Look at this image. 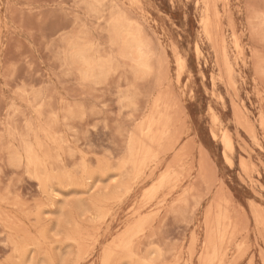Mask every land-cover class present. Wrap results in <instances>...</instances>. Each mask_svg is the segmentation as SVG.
<instances>
[{"label": "rangeland", "instance_id": "rangeland-1", "mask_svg": "<svg viewBox=\"0 0 264 264\" xmlns=\"http://www.w3.org/2000/svg\"><path fill=\"white\" fill-rule=\"evenodd\" d=\"M94 1L0 0V264H264V0ZM159 122L167 134L151 144L145 125ZM140 148L151 150L137 171L125 155Z\"/></svg>", "mask_w": 264, "mask_h": 264}, {"label": "bare ground", "instance_id": "bare-ground-1", "mask_svg": "<svg viewBox=\"0 0 264 264\" xmlns=\"http://www.w3.org/2000/svg\"><path fill=\"white\" fill-rule=\"evenodd\" d=\"M101 1H102V0H100V1H96V2L101 3ZM127 1H129V0H127ZM204 1H205V0H204ZM94 2H95V1H94ZM96 2H95V3H96ZM110 2H113V1H111V0L108 1V3H110ZM130 2H131V1H130ZM196 3H197V2H196ZM105 4H106V1H105ZM92 5H95V4H92ZM94 7H95V6H94ZM96 7H97V6H96ZM136 7H137V6H136ZM210 7H211V6H210ZM118 8H119V7H118ZM137 8H139V7H137ZM205 8H206V6H205ZM97 9H98V7H97ZM97 9L94 10V11H97ZM138 10H139V9H138ZM139 11H141V10H139ZM93 13H94V12H93ZM142 13H143V11H142ZM204 14H205V13H204ZM228 16H229V15H228ZM124 17H125V16H124ZM205 17H206V16H205ZM205 17H204V18H205ZM206 18H207V17H206ZM206 18H205V19H206ZM126 20H127V18H126ZM208 20H210L209 17H208ZM109 21H110V20H109ZM117 21H118V20H117ZM128 21H130V20H128ZM128 21H127V24H130V23H128ZM120 22H121V21H120ZM120 22H119V23H120ZM122 22H123V18H122ZM202 22H203V21H202ZM115 23H117L116 20H115ZM208 23H209V22H208ZM218 23H219V21H218ZM120 24H121V23H120ZM205 24H207V23H205ZM210 24H211V21H210ZM213 24H214V23H213ZM116 25H117V24H116ZM121 25H122V24H121ZM132 25H133V24H132ZM123 26H124V24H123ZM123 26H122V29H123ZM130 26H131V24H130ZM228 26H229V25H228ZM124 27H125V29L127 28L126 25H125ZM132 27H133V26H132ZM132 27H131V29H132ZM134 27H135V26H134ZM134 27H133V28H134ZM205 27H209V25H207V26H205ZM230 27H231V26H230ZM135 28H139V27H135ZM135 28H134L133 30H135ZM221 28H222V27H221ZM131 29H130V27H129V31H132ZM139 29H140V28H139ZM210 29H211V28H210ZM208 30H209V29H208ZM211 30H212V29H211ZM117 31H118V30H117ZM125 31H126V30H125ZM118 32H119V31H118ZM137 32H140V30L137 31ZM222 32H223V31H222ZM222 32H221V34H223ZM122 33H124V32H122ZM122 33H121V35H123ZM134 33H135V32H134ZM140 33H141V32H140ZM209 33L212 34V32H211L210 30H209ZM209 33H208V35H209ZM115 34H116V33H115ZM126 35H127V34H126ZM132 35H133V33H132ZM205 35H206V34H205ZM115 36H118V37H119L118 34L115 35ZM135 36H136V35H135ZM123 37H126V36L123 35ZM144 37H145V36H144ZM120 38H122V37L120 36ZM126 38H127V37H126ZM136 38H137V37H136ZM208 38H209V37H208ZM122 39L124 40L125 38H122ZM122 39H121V41H122ZM130 39H131V37H130ZM141 39H142V38H141ZM221 39H222V38H221ZM132 40H133V39H132ZM209 40H211V39H209ZM83 41H84V40H83ZM85 41H87V40H85ZM125 41H126V39H125ZM211 41H212V40H211ZM134 42H135V41H134ZM134 42H133L131 45H133ZM139 42H140V41H139ZM142 42H144V41L142 40ZM221 42H222V40H221ZM70 43H72V42H70ZM118 43H119V41H118ZM122 43H123V41H122ZM146 43H147V42H146ZM210 43H211V42H210ZM75 44H76V43H75ZM89 44H90V43H89ZM124 44H126V43H124ZM124 44H122V46H123ZM143 44H144V43H143ZM235 44H236V42H235ZM68 45H69V44H68ZM131 45H130V46H131ZM136 45H137V44H136ZM212 45H213V43H212ZM72 46H74V45H72ZM82 46H83V45H82ZM82 46H81V47H82ZM85 46H86V45H85ZM87 46H88V45H87ZM111 46H112V45H111ZM128 46H129V43H128ZM144 46H145V44H144ZM144 46H142V49H143ZM221 46H222V45H221ZM83 47H84V46H83ZM83 47H82V48H83ZM90 47H91V46H90ZM120 47H121V46H120ZM123 47H124V48H122V50L126 49L125 46H123ZM126 47H127V46H126ZM135 47H136V46H135ZM145 47H146V46H145ZM160 47H161V46H160ZM195 47H197V46L195 45ZM212 47H213V46H212ZM75 48H77V47L75 46ZM86 48H88V47H86ZM236 48L239 49V45L236 44ZM129 49H130V47H129L126 51H128ZM138 49H141V48H138ZM223 49H224V48H223ZM78 50H79V49H78ZM80 50H81V49H80ZM130 50H131V49H130ZM132 50H134V49H132ZM136 50H137V48H136ZM239 50H240V49H239ZM75 51L77 52V49L74 50V52H75ZM124 51H125V50H124ZM224 51H225V50H224ZM70 52H71V51H70ZM81 52H82V51H81ZM195 52H196V50H195ZM71 53H73V50H72ZM71 53H70V54H71ZM77 53H78V52H77ZM94 53L96 54L95 51H94ZM119 53H120V52H119ZM135 53H136V51H135ZM141 53H143V52H141ZM223 53H224V52H223ZM74 54H75V53H74ZM123 54H124V52H123ZM143 54H144V53H143ZM143 54H142V55H143ZM224 54H225V53H224ZM79 55H81V54H79ZM72 56H73V55H72ZM72 56H71V58H72ZM118 56H119V55H118ZM80 57H81V56H80ZM242 57H243V56H242ZM94 58H95V57H94ZM97 58H98V57H97ZM178 58H179V57H178ZM179 59H180V58H179ZM91 60H92V59H91ZM91 60H90V58H89V61H91ZM176 60H177V59H176ZM96 61H97V60H96ZM96 61H95V63H94L93 60H92L93 65L96 64ZM98 61H102V60H99V58H98ZM138 61H139V59H138ZM142 61H143V65H144V60H142ZM142 61H141V62H142ZM71 62H72V61H71ZM84 62H86V64H87V63L89 64V62H87L86 60H85ZM178 62H179V61H178ZM215 62H217V61H215ZM82 63H83V62H82ZM104 63H106V62H104ZM104 63L102 62L103 67H104ZM179 63H180V62H179ZM72 64H73V63H72ZM97 64H98V62H97ZM182 64H183V63H182ZM84 65H85V64H84ZM91 65H92V64H91ZM106 65L108 66L107 63H106ZM136 65H137V64H136ZM140 65H142V64H140ZM86 66H88V65H86ZM96 66H97V65H96ZM107 66H106V67H107ZM137 66L139 67V65H137ZM146 66H147V64H146ZM177 66H180V65L178 64ZM89 67H90V64H89ZM94 67H95V66H94ZM103 67H102V68H103ZM142 67H143V66H142ZM217 67H218V65H217ZM78 68H79V67H78ZM86 68H87V67H85L84 69H86ZM92 68H93V67H92ZM92 68H91V69H92ZM97 68H100V67H97ZM111 68H112V67H111ZM180 68H182V66H181ZM106 69H110V68L107 67ZM140 69H141V68H140ZM144 69H145V67H144ZM144 69H143V71H144ZM177 69H178V67H177ZM86 70H87V69H86ZM86 70H83V71H86ZM89 70H90V69H89ZM94 70H96V69H94ZM182 70H183V68H182ZM92 71H93V70H92ZM92 71H91V72H92ZM108 71H109V70H108ZM91 72H90V74H91ZM106 72H107V70L105 71V73H106ZM228 72H229V71H228ZM94 73H95V71H94ZM108 73H109V72H108ZM108 73H107V74H108ZM177 73H179V72H177ZM82 74H83V73H82ZM88 74H89V73H88ZM88 74H87V75H88ZM98 74H99V72H98ZM107 74H105V75H107ZM109 74H110V73H109ZM84 75H85V74H84ZM91 75H93V74H91ZM91 75H90V77H91ZM105 75H104V77H106ZM87 77H88V76H87ZM100 77H102V75H101ZM91 78L94 79L93 76H92ZM178 78H179V76H178ZM88 79H90V78H88ZM88 79H87V81H88ZM104 79H105V78H104ZM228 79H229V78H228ZM202 80H203V79H202ZM210 81H211V80H210ZM229 81H230V79H229ZM229 81H228V82H229ZM229 83H230V82H229ZM230 85H231V84H230ZM231 86H232V85H231ZM234 93H235V92H234ZM219 97H220V96H219ZM236 97H237V95H236ZM160 100L162 101L163 99L160 98ZM161 101H160V104H162ZM164 101H165V100H164ZM166 101H168V100H166ZM162 102H163V101H162ZM221 102H222V101H221ZM163 103H167V102H163ZM232 104H233V103H232ZM163 105H164V104H163ZM163 105H162V106H163ZM168 105H169V103H168ZM166 106H167V105H166ZM236 106H237V105H236ZM158 107H159V106H158ZM172 107H173V106H172ZM242 107H243V106H242ZM162 108H163V107H162ZM237 108L239 109V107H237ZM237 108H235V109H237ZM231 109H232V108H231ZM161 110H162V109H161V107H160V109H159L158 112L161 113V114H163V112H160ZM156 111H157V110H156ZM164 111H165V110H164ZM238 111H239V110H238ZM232 112H233V111H232ZM236 114H237V113H235V116H236ZM240 114H242V113H240ZM240 114H239V115H240ZM237 115H238V114H237ZM157 116H158V114H157ZM159 116H160V114H159ZM167 116H168V115H167ZM240 116H241V115H240ZM155 118H156V117H155ZM168 118H169V117H168ZM214 118H215V116H214ZM235 118H237V117H235ZM159 119H160V118H159ZM165 119H166V118H165ZM165 119H164V121H165ZM169 119H170V118H169ZM238 119H239V118H237V120H238ZM240 119L244 121V119H242V117H241ZM148 120H149V118L147 119V122H148ZM155 120H156V119H155ZM235 120H236V119H235ZM260 120H261V119H260ZM214 121L216 122L215 119H214ZM169 122H171V120H170ZM235 122H236V121H235ZM240 122H241V121H240ZM245 123H246V122H245ZM241 124H242V123H241ZM246 124H247V123H246ZM249 124H250V123H249ZM164 125H165V124H164L163 122H161V123L159 122L158 124H155V123H149L148 125H145V127L147 126V128H146V130H147L146 135H148V134H151V135H152V137L150 138V142H151V144L158 143V141H160L162 138L165 137V134H167V133L164 132V129H165V126H164ZM169 125H170V124H169ZM238 125L241 126L240 123H239ZM247 125H248V124H247ZM250 125H251V124H250ZM260 125H261V124H260ZM263 125H264V124H263ZM154 126H157V130H156L155 132H153V127H154ZM251 126H252V125H251ZM242 127H243V129H242ZM242 127H241V129L244 130L243 132H245L246 130H248V132L251 133L250 130H254V129H250V128H249V125H248V129H246V130L244 129V126H243V125H242ZM246 127H247V126H246ZM260 127H261V126H260ZM239 128H240V127H239ZM262 128H263V127H262ZM144 130H145V128H144ZM154 130H155V129H154ZM139 132H140V131H139ZM220 132H221V131H220ZM224 132H225V131H224ZM246 132H247V131H246ZM263 132H264V130H263ZM40 133H42V132H40ZM226 133H227V132H225V135H224L223 138H222V144H223V147H224V156H223V157L225 158V160L228 161V153L231 151V149H232L233 147H232L231 144H230V140H229L230 136L228 135V136H229V138H228V136H227L228 133H227V134H226ZM252 133H253V132H252ZM42 134H43V133H42ZM143 134H144V133H143ZM211 134H212V138H213V139H216V133H215L214 131H212ZM47 135H48V134H46V136H47ZM49 135H50V134H49ZM248 135H249V133H248ZM33 136H35V135H33ZM168 136H169V135H168ZM170 136H171V135H170ZM250 136H251V134H250ZM47 137H48V136H47ZM131 137H132V136H131ZM139 137H140V136H139ZM142 137H143V136H142ZM255 137H256V136H254V138H255ZM35 138H36V137H35ZM35 138H33V139L35 140ZM49 138H50V137L45 138V139H46V140L48 139V141H50ZM54 138H55V137H54ZM140 138H141V137H140ZM52 139H53V136H52ZM141 139H143V138H141ZM141 139H140V140H141ZM240 139H241V138H240ZM162 140H164V139H162ZM165 140H166V138H165ZM255 140H256V139H255ZM48 141H47V142H48ZM55 141H56V140H55ZM168 141H169V140H168ZM130 142H131V141H130ZM141 142H145V140H141ZM161 142H162V141H161ZM28 143H29V142H28ZM34 143L36 144L37 142L35 141ZM50 143H51V141H50ZM52 143H53V142H52ZM145 143H146V145H148L147 141H146ZM31 144H32V143H31ZM31 144H30V145H31ZM37 144H38V143H37ZM39 144H40V143H39ZM39 144H38V145H39ZM56 144H57V141H56ZM162 144H164V141H163ZM243 144H244V143H243ZM51 145H53V144H51ZM130 145H131V143H130ZM159 145H160V144H159ZM167 145H168V144H167ZM26 146H28V145L25 144V150H26ZM36 146H37V145H35V147H36ZM41 146H42V145H41ZM55 146H57V145H55ZM33 147H34V146H33ZM33 147L31 146L30 148H33ZM150 147H152V146L150 145ZM161 147H162V146H161ZM257 147H258V146H257ZM30 148H29V150H31ZM132 148H134V147L132 146ZM152 148H153V147H152ZM155 148H156V147H155ZM159 148H160V147H159ZM247 148H248V147H247ZM258 148H259V147H258ZM37 149H38V148H37ZM39 149H40V147H39ZM41 149H43V148H41ZM128 149H129V148H128ZM137 149H138V148H137ZM137 149H136V150H137ZM140 149H141V148H140ZM153 149H154V148H153ZM156 149H157V148H156ZM166 149H167V148H166ZM29 150H27V154H24V156H27V161H28V156H29V154H28V151H29ZM129 150H131V148H130ZM150 150H151L150 148H146V149H141V150H139V151H135V153L132 152V151L129 152V151L127 150V153H129L130 156L127 155V154H126L125 156L131 157V159H132V163H131V164H132L133 168H134L135 170L139 171V170L142 169V167H143V165L145 164V162L149 159V156H150ZM154 150H155V149H154ZM157 150H158V149H157ZM161 150H162V148H161L159 151H161ZM22 151H24V150H22ZM35 151H36V150H35ZM38 152H39V151H38ZM154 152H158V151L155 150ZM154 152H153V153H154ZM185 152H186V151H185ZM231 152H232V151H231ZM231 152H230V153H231ZM16 153H17V152H16ZM29 153H30V152H29ZM36 153H37V152H36ZM39 153H40V152H39ZM161 153H162V155H163L164 152H162V151H161L160 153L158 152V154H160V155H161ZM17 154H19V153H17ZM43 154H44V152H43ZM14 155H15V153H14L12 156H14ZM31 155H32V154H31ZM44 155H45V154H44ZM222 155H223V154H222ZM181 156H182V155H181ZM189 156H190V155H189ZM15 157H16V156H14V158H15ZM29 157H30V156H29ZM31 157H32V156H31ZM38 157H39V156H38ZM38 157H37V158H38ZM44 157H45V156H44ZM133 157H134V158H133ZM159 157H160V156L158 155V158H159ZM237 157H238V156H237ZM17 158H19V157L17 156L15 159H12V160H14V162H13V161H12V162H13V163H17V162H15V160H16ZM158 158H157V159H158ZM31 159H32V158H31ZM31 159H30V161H31ZM125 159H127V158H125ZM157 159H156V160H157ZM180 159H181V158H180ZM239 159H240V157H239ZM17 160H18V159H17ZM25 160H26V159H25ZM25 160H24V161H25ZM45 160H47L48 162H50V161L48 160V158H47V159H44V161H45ZM151 160H152V159H151ZM156 160H155V161H156ZM184 160H185V159H184ZM241 160L243 161V159H241ZM20 161H21V160H20ZM27 161H26V162H27ZM30 161H29V163H30ZM33 161H34V160H33ZM40 161H42V159H41ZM124 161H126V160H124ZM180 161H181V160H180ZM185 161H186V160H185ZM244 161H245V160H244ZM18 162H19V160H18ZM26 162H25L24 164H26ZM126 162H127V161H126ZM126 162H125V163H126ZM152 162H153V160H152ZM152 162H151V163H152ZM160 162H161V161H160ZM160 162H158L159 165H160ZM229 162H230V161H229ZM20 163H21V162H20ZM27 163H28V162H27ZM45 163H46V162H45ZM45 163H44V165H46ZM125 163H124V164H125ZM129 163H130V162H129ZM180 163H183V162H180ZM35 164H36V163H35ZM37 164H38V163H37ZM147 164H148V163H147ZM251 164H252V163H251ZM261 164H262V163H261ZM32 165H33V163H32ZM32 165H29V166L31 167ZM49 165H50V164H49ZM51 165H52V164H51ZM150 165H152V164H149L148 166H150ZM156 165H157V164H156ZM176 165H178V164L176 163ZM179 165H180V164H179ZM227 165H229V168H230V164H227ZM239 165H240V164H239ZM42 166H43V163H42ZM52 166H53V165H52ZM240 166H241V165H240ZM253 166H254V165H253ZM39 167H40V166H39ZM128 167H129V164H128ZM155 167L157 168V166H155ZM155 167H154V169H155ZM176 167H177V166H176ZM242 167H243V166H242ZM242 167H239V168L241 169ZM246 167H247V165H246ZM36 168H37V167H36ZM36 168H33V169H36ZM146 168H147V166H146ZM146 168H145V169H146ZM169 168H170V167H169ZM178 168H179V167H178ZM244 168H245V167H244ZM251 168H252V167H251ZM27 169H28V168H27ZM37 169H39V168H37ZM40 169H43V168H40ZM129 169H130V168H129ZM170 169H171V168H170ZM179 169H180V168H179ZM181 169H184V168L182 167ZM46 170H47V169H46ZM46 170H45V176H46ZM118 170H119V169H118ZM124 170H125V168L123 169V171H124ZM146 170H147V169H146ZM152 170H153V168H152ZM155 170H156V169H155ZM155 170H153V171H155ZM165 170H166V169H164V173H165ZM173 170H174V169H173ZM39 171H40V170H39ZM43 171H44V170H43ZM52 171H53V170H50V172H52ZM119 171L121 172L122 170H119ZM119 171H118V172H119ZM123 171H122V172H123ZM141 171H142V170H141ZM29 172H30V171H29ZM50 172H49V173H50ZM115 172H116V171H115ZM118 172H117V173H118ZM120 172H119V173H120ZM122 172H121V173H122ZM169 172H171V171H169ZM174 172H176V171H174ZM180 172H181V174H182L183 171L181 170V171H179V173H180ZM185 172H186V171H185ZM49 173H48V174H49ZM52 173H53V172H52ZM121 173H120V174H121ZM127 173H128V172H127ZM129 173H130V172H129ZM129 173H128V174H129ZM135 173H136V171H135ZM149 173H150V172H149ZM149 173H148V175H149V177H151L152 175H150ZM151 173H154V172H151ZM183 173H184V172H183ZM241 173H242V172H241ZM30 174L33 175V174H34V171H33V173L30 172ZM41 174H43V173H41ZM131 174H132V173H131ZM243 174H244V173H243ZM52 175H53V174H52ZM52 175H51V173H50V177H52ZM63 175H65V174H63ZM63 175H62V176H63ZM101 175H102V173H101ZM101 175H100V176H101ZM134 175H135V174H134ZM176 175H177V173H176ZM184 175H185V174H184ZM244 175H245V174H244ZM246 175H247V173H246ZM53 176H54V175H53ZM102 176H103V175H102ZM118 176H119V175H118ZM130 176H131V175H130ZM139 176H140V174H139ZM139 176H137V177H139ZM141 176H142V173H141ZM159 176H160V175H158V177H159ZM185 176H186V175H185ZM33 177H34V175H33ZM40 177H41V175H40ZM66 177L69 178V175L66 176ZM66 177H65V178H66ZM142 177H143V176H142ZM146 177L148 178V176H146ZM168 177H169V175H168V176H164V177L162 178V180L160 181L159 186H162V185H163L162 187H164V185H166L165 183L168 181V180H167ZM175 177L177 178V176H175ZM187 177H188V176H187ZM246 177H247V176H246ZM56 178H57V177H56ZM58 178H59V177H58ZM128 178H129V177H128ZM147 178H145V180H147ZM159 178H160V177H159ZM159 178H157V180H158ZM170 178H172V177H170ZM176 178H172V179H176ZM182 178H183V177H182ZM34 179H35V178H34ZM39 179H40V178H39ZM41 179H42L41 181L44 182L45 179H44V178H41ZM43 179H44V180H43ZM50 179H51V178H50ZM52 179H54V177H52ZM59 179H60V178H59ZM70 179H72V177H71ZM133 179H134V176H133ZM140 179H142V178L140 177ZM140 179H138V180H140ZM148 179H149V178H148ZM247 179H248V178H247ZM65 180H66V179H65ZM73 180H74V179H72L71 181H73ZM138 180H137V181H138ZM157 180H155V181H157ZM170 180H171V179H170ZM178 180H179V179H178ZM51 181H52V180H51ZM54 181H55V179H54ZM63 181H64V180H63ZM131 181H132V179H131ZM131 181L128 180L129 183L127 184V182H126V184H124L125 187L122 186V187L125 188V189H124V190H125V193H126V187H127L126 185H129V184L131 183ZM135 181H136V180H135ZM155 181H154V182H155ZM172 181H174V180H172ZM181 181H182V180H181ZM183 181H184V180H183ZM183 181H182V182H183ZM249 181H250V179H249ZM56 182L58 183V181H56ZM56 182H55V183H56ZM60 182H61V180L59 181V183H60ZM68 182H69V181H68ZM73 182H74V181H73ZM144 182H145V181H144ZM168 182H169V181H168ZM41 183H42V182H41ZM63 183L65 184V181H64ZM63 183H62V184H63ZM75 183H76V182H75ZM256 183H257V182H256ZM39 184H40V182H39ZM44 184H45V183H44ZM47 184H49V182H47ZM62 184H61V185H62ZM73 184H74V183H73ZM73 184H72V185H73ZM151 184H152V183H151ZM167 184H168V183H167ZM172 184H175V181H174ZM179 184H180V183H179ZM257 184H258V183H257ZM40 185H41V184H40ZM42 185H43V184H42ZM69 185H70V184H69ZM132 185H133V181H132ZM134 185H135V183H134ZM136 185H137V184H136ZM58 186H60V185L58 184ZM62 186H63V185H62ZM67 186H68V184H67ZM74 186H75V185H74ZM74 186H73V187H74ZM174 186H176V185H174ZM245 186H246V185H245ZM46 187H47V185H46ZM60 187H61V186H60ZM77 187H78V186H77ZM131 187H132V186H131ZM149 187H150V186H149ZM176 187L178 188V186H176ZM176 187H175V188H176ZM41 188H42V187H41ZM58 188H59V187H58ZM62 188H63V187H62ZM75 188H76V187H75ZM160 188H161V187H160ZM250 188H251V187H250ZM130 189H133V188H130V187H129V189H127V191L130 190ZM259 189H261V188L259 187ZM160 190H161V189H160ZM45 191H46V190H45ZM121 191H123V190H121ZM170 191H171V189L169 190V192H170ZM173 191H174V190H173ZM184 191H186V190L184 189ZM169 192H168V193H169ZM171 192H172V191H171ZM171 192H170V193H171ZM130 193H131V191H130ZM130 193H129V194H130ZM142 194H143V193H142ZM153 194H154V193H153ZM180 194H181V193H180ZM180 194H179V196H180ZM121 195H122V194H121ZM121 195H120V196H121ZM168 195H169V194H168ZM168 195H167L166 197H168ZM182 195H183V194H182ZM117 196H119V194H118ZM117 196H115V199L117 198ZM125 196H126V195H125ZM127 196H128V195H127ZM156 196H157V194H156ZM257 196H258V195H257ZM110 197H111V196H110ZM113 197H114V196H113ZM177 197H178V196H177ZM108 198H109V197H108ZM108 198H105V199H104V202H105L106 199H107V200H106V202H107V201L109 200ZM145 198H146V197H145ZM111 199H112V198H110L109 202L112 201ZM115 199H113V200L115 201ZM120 199L122 200V197H121ZM123 199H124V198H123ZM146 199H147V198H146ZM146 199H145V200H146ZM149 199H150V198H149ZM153 199H155V198H153ZM181 199H182L183 202H184L185 198H181ZM102 201H103V200H102ZM147 201H148V200H147ZM175 201H176V200H175ZM178 201H179V200H178ZM120 202H122V201H120ZM156 202H157V201H156ZM97 203H98V202H97ZM99 203H100V202H99ZM101 203H102V202H101ZM111 203H112V202H111ZM251 203H252V202H251ZM134 204H135V203H134ZM139 204H140V203H139ZM172 204H173V203H172ZM92 205H94V206H93V207H94L93 210H94L95 208H96V210L98 209L97 207H95L96 203H95V204H91V206H92ZM98 205H99V204H98ZM100 205H102V204H100ZM100 205H99V206H100ZM107 205H108V202H107ZM105 206H106V205H105ZM137 206H138V205H137ZM141 206H142V205H141ZM86 207H87V206H86ZM139 207H140V206H139ZM99 208H100V207H99ZM131 208L133 209V207H131ZM141 208H142V207H141ZM141 208H140V210L142 211ZM143 208H144V206H143ZM252 208H254V207H252ZM103 209H105V208H103ZM107 209H108V208H107ZM107 209H106V210H107ZM132 209H131V210H132ZM137 209H138V207H137ZM106 210H105V212H106ZM160 210H161V209H160ZM88 211H89V210H88ZM88 211L86 210V212H88ZM97 211H99V209H98ZM100 211H101V210H100ZM100 211H99V213H100ZM107 211H108V210H107ZM128 211H129V210H128ZM135 211H136V210H135ZM229 211H230V210H229ZM94 212H95V211H94ZM108 212H109V211H108ZM155 212H156V211H155ZM159 212H160V211H159ZM221 212H222V211H221ZM101 213L103 214V211H102ZM135 213H136V212H135ZM139 213H140V212H139ZM152 213H153V212H152ZM223 213L225 214V212H223ZM256 213L259 215L260 211H259V212H256ZM87 214H88V213H87ZM89 214H90V213H89ZM95 214H96V213H95ZM133 214H134V212H133ZM257 214H256V215H257ZM37 215H38V214H37ZM106 215H107V214H106ZM106 215H103V216H105L104 218H106ZM131 215H132V214H131ZM135 215H136V214H135ZM135 215H134V216H135ZM138 215H139V214H137V216H138ZM145 215H147V214H145ZM256 215H254V216H256ZM72 216H73V215H71V218H72ZM97 216H98V214H97ZM103 216L101 215V217H103ZM108 216H109V215H108ZM116 216H117V215H116ZM142 216H143V215H142ZM225 216H228V215H225ZM260 216H261V215H259V217H257V218H261V217H263V216H261V217H260ZM91 217H92V216H91ZM94 217H96V216H94ZM94 217H93V218H94ZM101 217L99 216L98 219L101 218ZM132 217H133V215H132ZM139 217H140V215H139ZM139 217H138V218H139ZM145 217H146V216H145ZM145 217H144V218H145ZM218 217H219V216H218ZM223 217H224V216H223ZM76 218H77V217H76ZM104 218H101V219H99V220H97V221H101V220L103 219V221L105 222ZM112 218H113V217H112ZM115 218H116V217H115ZM115 218H114V221H115ZM138 218H137V219H138ZM142 218H143V217H142ZM221 218H222V217H221ZM221 218H220V219H221ZM253 218H254V217H253ZM36 219H37V217H36ZM73 219H74V218H72L71 220L73 221ZM77 219H78V218H77ZM137 219H136V220H137ZM146 219H147V218H146ZM222 219H223V218H222ZM229 219H230V218H229ZM88 220L91 221L90 219H88ZM254 220H255V219H254ZM262 220H263V218H262ZM1 221H2V219H1ZM7 221H8V220H6L5 222H7ZM78 221H79V220H78ZM215 221L217 222V220H215ZM74 222H75V220H74ZM93 222H94V220H93ZM95 222H96V221H95ZM255 222H256V221H255ZM255 222H254V223H255ZM258 222L260 223V221H258ZM8 223L10 224V222H8ZM8 223H7V225L4 223L5 225H2V226H3V227H4V226L8 227ZM72 223H73V222H72ZM75 223H77V222H75ZM89 223H91V222H89ZM141 223H142V221H141V220H138V222H136V223L130 228V230H129V235H130V236L133 235V233H135V231H136V233H137V230H138V232H139V227L141 226ZM223 223H224V222H223ZM256 223H257V222H256ZM12 224H13V223H12ZM77 224H78V223H77ZM77 224H76V225H77ZM97 224H98V223H97ZM100 224H101V223H100ZM100 224H98V225L100 226ZM108 224H110V223H108ZM129 224H130V223H129ZM205 224H206V223H205ZM220 224H221V223H220ZM231 224H232V223H231ZM257 224H258V223H257ZM13 225H14V224H13ZM68 225H69V224H68ZM74 225H75V224H74ZM92 225H93V224H92ZM131 225H132V223H131ZM214 225H215V224H214ZM18 226H19V225H18ZM77 226H78V227H79V226L82 227L81 224H78ZM90 226H91V224H90ZM94 226H95V224H94ZM143 226H144V225H143ZM206 226H207V225H205V229H206ZM217 226H218V224H217ZM261 226H263V224H262ZM9 227H12V226L9 225ZM74 227H75V226H74ZM74 227H73V228H74ZM100 227H102V226H100ZM126 227H127V226H126ZM214 227H215V226H214ZM221 227H222V226H221ZM19 228H20V227H19ZM73 228H72V229H73ZM231 228H232V227H231ZM91 229H93V228H91ZM91 229H90V230H91ZM105 229H106V228H105ZM143 229H144V228H143ZM146 229H147V228H145V230H146ZM211 229H212V228H211ZM261 229L264 230L263 227H262ZM21 230H22V229H21ZM73 230H74V229H73ZM75 230H76V231H75ZM75 230H74L73 232L70 231V233H71V232H72V233L75 232L74 234H77L76 232H78V231H77V229H75ZM78 230H80V228H78ZM84 230H85V229H84ZM96 230H100V229H98V228L96 227ZM106 230H107V229H106ZM117 230H118V229H117ZM7 231H8V230H7ZM81 231H82V228H81ZM207 231H209L208 228H207ZM258 231H259V230H258ZM8 232H9V231H8ZM82 232H83V231H82ZM204 232H206V231H204ZM217 232H218V231H217ZM230 232H231V231H230ZM237 232H238V231H237ZM237 232H236V233H237ZM262 232H263V231H262ZM43 233H44V232H42V234H43ZM83 233H88V232H85V231H84ZM125 233H126V232H125ZM208 233H209V232H208ZM236 233H235V234H236ZM259 233H260V232H259ZM263 233H264V232H263ZM79 234H81V236L83 235L82 233H80V231H79ZM79 234H78V235H79ZM120 234H121V232H120ZM137 234H138V233H137ZM210 234H211V233H210ZM215 234H216V233H215ZM217 234H218V233H217ZM8 235H10V234H8ZM67 235L69 236V234H67ZM67 235H66V236H67ZM78 235H75V236H78ZM88 235H89V233H88ZM88 235L86 236L87 238H89ZM98 235H99V234H98ZM122 235H123V234H122ZM125 235H126V234H125ZM125 235H124V236H125ZM141 235H142V234H141ZM205 235H206V234H205ZM207 235H208V234H207ZM211 235H212V234H211ZM238 235H239V234H238ZM259 235H261V234H259ZM15 236H16V235H15ZM15 236H12V237H15ZM66 236H65V238H66V240H67L68 237H66ZM75 236H73V237H75ZM83 236H84V235H83ZM83 236H82V237H83ZM139 236H140V235H139ZM208 236H209V235H208ZM208 236H207V238H208ZM212 236H213V235H212ZM217 236H218V235H217ZM228 236H229V235H228ZM234 236H235V239H237L236 235H234ZM234 236H233V238H234ZM10 237H11V236H10ZM16 237L19 238V236H16ZM42 237L44 238V236H42ZM42 237H41V240H42ZM69 237H70V238H68V240L71 241V236H69ZM73 237H72V238H73ZM90 237H93V236H90ZM99 237H100V236H99ZM115 237L118 238L119 236H115ZM125 237H126V236H125ZM134 237H135V236H134ZM215 237H216V235H215ZM219 237H220V235H219ZM261 237H262V236H261ZM23 238H24V237H23ZM26 238H27V241H29L28 238H30V237H26ZM26 238H25V240H26ZM80 238H81V237H80ZM84 238H85V237H84ZM87 238H85V239H87ZM94 238H95V237H94ZM94 238H93V239H94ZM97 238H98V236H97ZM131 238H132V237H131ZM131 238H129V240H130ZM142 238H143V237H142ZM205 238H206V236H205ZM9 239H10V238H8V240H9ZM16 239H17V238H16ZM34 239H35V238H34ZM34 239H33V240H34ZM39 239H40V238H39ZM76 239H79V238H76ZM76 239L73 238L71 242L73 243V240H74V242H76ZM98 239H100V238H98ZM113 239H114V237H113ZM123 239H124V238H123ZM134 239H135V238H134ZM134 239H131V240L133 241ZM208 239H210V238H208ZM235 239H234V240H235ZM241 239H242V238H241ZM261 239H262V238H261ZM17 240H20V239H17ZM33 240H31V244H32ZM36 240H37V239H36ZM36 240H34V242H36V244H39V242L37 243L38 240H37V241H36ZM66 240H65L64 243H66ZM80 240H81V239H80ZM139 240H140V238H139ZM141 240H142V239H141ZM218 240H219V239H218ZM218 240H216V241H218ZM225 240H226V239H225ZM227 240H228V237H227ZM243 240H244V239H243ZM9 241H10V240H9ZM22 241L24 242L23 239H22ZM42 241H43V240H42ZM82 241H83V240H81L80 242H82ZM98 241H99V240H98ZM119 241H121V240H119ZM136 241H137V239H136ZM205 241H206V240H205ZM240 241H241V240H240ZM262 241H263V240H262ZM43 242H44V241H43ZM46 242H47V241H46ZM67 242H68V241H67ZM84 242H85V241H84ZM84 242H82V243H84ZM93 242H94V241H93ZM93 242H92V245L94 244ZM138 242H139V241H138ZM203 242H204V240H203ZM211 242H213V241H211ZM218 242H219V241H218ZM226 242H227V241H226ZM226 242H225V243H226ZM234 242H235V241H234ZM263 242H264V241H263ZM16 243H17V242H16ZM20 243H22L21 240H20ZM28 243H30V242H28ZM87 243H88V242H87ZM113 243H115V241H113ZM133 243H135V242H133ZM136 243H137V242H136ZM195 243H196V242H195ZM204 243L206 244V242H204ZM213 243H215V242H213ZM213 243H211V244H213ZM225 243H224V244H225ZM238 243H239V242H238ZM240 243H242V242H240ZM246 243H247V242L245 241V244H246ZM23 244H24V243H23ZM36 244L33 245V248H34V246L36 247ZM40 244H41V243H40ZM73 244H74V243H73ZM84 244H85V243H84ZM97 244H98V243H97ZM120 244H122V243L120 242ZM197 244H198V243H197ZM219 244H220V242H219ZM231 244H232V243H231ZM231 244H230V245H231ZM245 244H244V245H245ZM10 245H11V247H12V243H10ZM13 245H15V248H16L15 241H14ZM53 245H54V244H52L51 246L49 245V246L52 247ZM75 245H77V242H76ZM78 245H79V243H78ZM78 245H77V248H79V246H80V245H79V246H78ZM92 245H91V242H90V248H91ZM111 245H112V244H111ZM115 245H116V244H115ZM134 245H135V246H133V247H136V244H134ZM225 245H226V244H225ZM225 245H224V246H225ZM19 246H20V245H19ZM23 246H25V244H24ZM23 246H22V249L20 248V247H21V246H20V247H19L20 250L18 249L17 252H18V251L21 252V250H23ZM81 246L83 247L84 245L81 244ZM85 246L87 247L88 245L85 244ZM85 246H84L83 248H85ZM109 246H110V245H109ZM113 246H114V244H113ZM113 246H112V247H113ZM126 246H127V243H124V244L120 245V248L125 249ZM131 246H132V245H131ZM214 246H215V248H217L216 245H213V247H214ZM228 246H229V245H228ZM228 246H227V247H228ZM246 246H247V245H246ZM25 247H27V246H25ZM41 247H42V246H41ZM41 247H40V248H41ZM50 247H49V248H50ZM82 247H81V248H82ZM92 247H93V249H94L95 246L93 245ZM112 247H110L111 250H113ZM115 247H116V246H114V248H115ZM133 247H132V248H133ZM205 247H207V246L205 245ZM205 247H204V249H205ZM219 247H220V245H219ZM222 247H223V246H222ZM236 247H237V246H236ZM28 248H29V246H28ZM37 248H38V247H37ZM40 248H39V249H40ZM81 248H80V249H81ZM83 248H82V249H83ZM88 248H89V247H88ZM215 248H214V249H215ZM244 248H245V247H244ZM24 249H25V248H24ZM41 249H42V248H41ZM41 249H40V250H41ZM50 249H51V248H50ZM86 249H87V248H86ZM93 249L91 248V250H93ZM211 249H213V248H211ZM246 249H247V248H246ZM248 249H249V248H248ZM15 250H16V249H15ZM40 250H39V252L42 251V250H41V251H40ZM45 250H46V249H45ZM84 250H85V249H84ZM84 250H82V251H84ZM91 250H90V251H91ZM135 250H136V249H135ZM187 250H188V249H186V251H187ZM224 250H226V248H225ZM228 250H229V248H228ZM23 251H24V250H23ZM23 251H22L21 253L19 252L20 254H22V256L20 257L21 260L24 259V258H22V257H23V254H25V253H24L25 251H24V252H23ZM50 251H51V250H50ZM79 251H80V250H79ZM82 251H81V254H82ZM114 251H116V250H114ZM123 251H124V250H123ZM202 251H203V250H202ZM210 251H211V250H210ZM237 251H238V250H237ZM46 252H47V251H46ZM77 252H78V251H77ZM85 252H86V251H85ZM119 252H120V251H118L117 253H119ZM124 252H125V251H124ZM132 252H133V250H132ZM220 252H221V251H220ZM227 252H228V251H227ZM227 252H226V253H227ZM242 252H243V248H242L241 253H242ZM47 253H49V252H47ZM87 253L89 254L88 249H87ZM101 253H102V252H101ZM200 253H201V252H200ZM211 253H212V251H211ZM15 254H16V253H15ZM44 254H45V253H44ZM78 254H79V252H78ZM83 254H84V253H83ZM83 254H82V255H83ZM110 254H111V253H110ZM133 254H134V253H133ZM205 254H206V253L204 252L203 255H205ZM208 254H209V253H208ZM85 255H86V253H85ZM85 255H84V256H85ZM123 255H124V253H123ZM217 255H219V254H217ZM222 255H223V254H222ZM236 255H237V254H236ZM236 255H234V256H236ZM48 256L50 257L49 254H48ZM79 256H80V254L78 255L77 258H81V257L83 258V257H84V256H80V257H79ZM101 256H102V255H101ZM109 256H110V255H109ZM121 256H122V255H121ZM127 256H128V254H127ZM127 256H125V257H127ZM130 256H131V255H130ZM135 256H136V254H135ZM135 256L133 257L134 259L136 258ZM193 256H194V255H193ZM237 256H238V255H237ZM13 257H15V256H13ZM46 257H47V256H46ZM122 257H124V256H122ZM131 257H132V256H131ZM137 257H138V256H137ZM189 257H190V256H189ZM238 257H241V256H238ZM252 257H253V256H252ZM252 257H251V258H252ZM16 258H17V257H16ZM101 258H102V257H101ZM108 258H109V260H111V259H110L111 256L108 257ZM118 258H119V257H118ZM191 258H192V257H191ZM202 258H205V257L202 256ZM206 258H207V256H206ZM213 258H214V257H213ZM218 258H219V256H218ZM234 258H235V257H234ZM14 259H15V258H14ZM14 259H13V260H14ZM18 259H19V256H18ZM84 259H85V258H84ZM112 259H113V258H112ZM115 259H116V258H115ZM126 259H127V258H126ZM136 259H137V258H136ZM192 259H193V258H192ZM192 259H191V260H192ZM238 259H239V258H238ZM241 259H242V258H241ZM19 260H20V259H19ZM51 260H52V259H51ZM80 260H81V259H80ZM80 260H79V261H80ZM109 260H108V261H109ZM122 260L124 261V258H123ZM122 260H121V262H123ZM137 260H138V259H137ZM189 260H190V259H189ZM191 260H190V262H191ZM202 260H203V259H202ZM202 260L199 261L201 264H202ZM204 260H205V259H204ZM208 260H209V259H208ZM210 260H211V259H210ZM225 260H226V259H224V261H225ZM234 260H235V259H234ZM48 261H50V259H49ZM48 261H47V262H48ZM139 261H140V260H139ZM149 261H150V260H149ZM239 261H240V260H239ZM22 262H23V261H20L21 264H22ZM52 262H53V261H52ZM75 262H76V264H77L78 261L76 260ZM81 262L83 263V260H82ZM84 262H85V261H84ZM116 262H117V261H116ZM119 262H120V261H119ZM119 262H117V263L119 264ZM129 262H130V261H129ZM179 262H181V261H179ZM210 262H211V261H210ZM212 262H214V261H212ZM251 262H252V261H251ZM261 262H264V261H261ZM109 263H110V262H109ZM186 263H187V262H186ZM208 263H209V262H208ZM217 263H218V262H217ZM224 263H225V262H224ZM230 263L232 264V260H230ZM235 263H236V262H235ZM248 263H249V260H248ZM252 263H253V262H252ZM73 264H74V262H73ZM105 264H106V263H105ZM110 264H111V263H110ZM131 264H133V262H131ZM191 264H192V263H191ZM211 264H212V263H211ZM213 264H214V263H213ZM228 264H229V263H228ZM236 264H237V263H236Z\"/></svg>", "mask_w": 264, "mask_h": 264}, {"label": "snow or ice", "instance_id": "snow-or-ice-1", "mask_svg": "<svg viewBox=\"0 0 264 264\" xmlns=\"http://www.w3.org/2000/svg\"><path fill=\"white\" fill-rule=\"evenodd\" d=\"M82 78H83L84 81H87V79H88V77L86 75H84V74H82Z\"/></svg>", "mask_w": 264, "mask_h": 264}]
</instances>
